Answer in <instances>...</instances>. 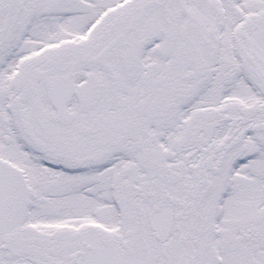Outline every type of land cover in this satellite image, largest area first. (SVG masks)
<instances>
[{"label":"snow or ice","instance_id":"1","mask_svg":"<svg viewBox=\"0 0 264 264\" xmlns=\"http://www.w3.org/2000/svg\"><path fill=\"white\" fill-rule=\"evenodd\" d=\"M0 264H264V0H0Z\"/></svg>","mask_w":264,"mask_h":264}]
</instances>
